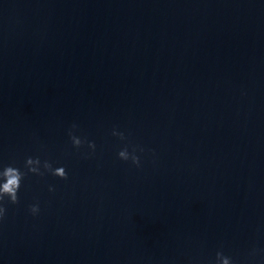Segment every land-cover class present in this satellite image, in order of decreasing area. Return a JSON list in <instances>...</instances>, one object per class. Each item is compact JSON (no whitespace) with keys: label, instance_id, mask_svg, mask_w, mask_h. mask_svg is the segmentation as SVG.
Wrapping results in <instances>:
<instances>
[{"label":"clouds","instance_id":"9594fccd","mask_svg":"<svg viewBox=\"0 0 264 264\" xmlns=\"http://www.w3.org/2000/svg\"><path fill=\"white\" fill-rule=\"evenodd\" d=\"M78 131L79 125L76 123H73L68 129L67 134L71 146L76 150H80L86 146L90 151L85 155V158H90L95 154L96 143L92 140H88L86 136L77 135ZM111 135L118 137L121 141H128V137L125 133L117 131L115 128H113ZM144 151L145 149L140 145H132L131 151H129V143H125L117 152V157L124 162L130 161L132 165L140 168L141 157L137 155V153H144ZM30 175L40 178L51 175L61 180L68 179V172L64 166L54 167L52 161L48 159L42 161L39 156L26 157L23 170L15 166L14 162L0 165V224H2L6 218L7 205H17L20 203L19 191L23 181ZM48 191L54 192V186L49 185ZM28 211L33 217L38 216L41 211L39 202L37 201L29 205ZM247 259L249 264H264V249L253 247ZM212 264H236V262L231 256L225 255L222 250H218Z\"/></svg>","mask_w":264,"mask_h":264}]
</instances>
